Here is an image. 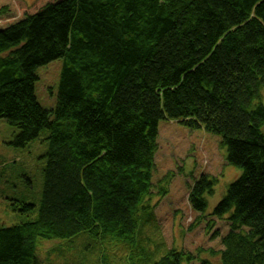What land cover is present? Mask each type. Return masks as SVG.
<instances>
[{
  "label": "trees",
  "instance_id": "16d2710c",
  "mask_svg": "<svg viewBox=\"0 0 264 264\" xmlns=\"http://www.w3.org/2000/svg\"><path fill=\"white\" fill-rule=\"evenodd\" d=\"M57 60L48 112L36 72ZM263 90L264 0H0V120L19 131L15 148L49 132L38 220L0 228V264H39V239L82 233L133 246L154 192L167 193L151 182L163 120L220 137L242 171L213 212L230 214L221 264H264ZM215 184L190 187L192 211ZM196 259L172 249L154 264Z\"/></svg>",
  "mask_w": 264,
  "mask_h": 264
},
{
  "label": "rangeland",
  "instance_id": "374dc122",
  "mask_svg": "<svg viewBox=\"0 0 264 264\" xmlns=\"http://www.w3.org/2000/svg\"><path fill=\"white\" fill-rule=\"evenodd\" d=\"M26 1L30 4L33 0ZM62 67L63 61L57 60L36 72L35 94L48 112L57 107ZM18 134L17 129L0 120V228L36 222L44 189L49 132L43 131L25 148L12 145ZM157 146L151 182L166 188L167 193L159 196L154 192L150 203L157 206L140 216L136 243L131 246L84 233L70 240L39 239V264H154L172 249L194 254V264H198V258L221 264L220 257L208 250L222 248L230 214L218 218L213 212L242 171L227 163V150L221 146L220 137L202 129L190 130L176 121L159 123ZM202 175L214 178L216 184L213 194L206 196V211L197 213L191 210L187 198L190 187ZM21 202L34 205L35 210L20 213Z\"/></svg>",
  "mask_w": 264,
  "mask_h": 264
},
{
  "label": "crops",
  "instance_id": "0c3cea01",
  "mask_svg": "<svg viewBox=\"0 0 264 264\" xmlns=\"http://www.w3.org/2000/svg\"><path fill=\"white\" fill-rule=\"evenodd\" d=\"M223 248H221L220 250H214V252H215V254L214 255H216V256H218L219 257V252L222 250ZM213 249L212 248H209V250H208V252L209 253H211V251H212ZM204 252H202L201 254H203Z\"/></svg>",
  "mask_w": 264,
  "mask_h": 264
}]
</instances>
